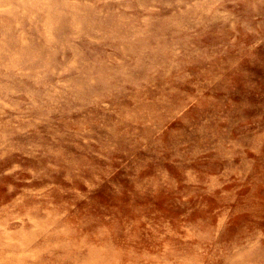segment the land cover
<instances>
[{
  "label": "rangeland",
  "instance_id": "1",
  "mask_svg": "<svg viewBox=\"0 0 264 264\" xmlns=\"http://www.w3.org/2000/svg\"><path fill=\"white\" fill-rule=\"evenodd\" d=\"M0 264H264V0H0Z\"/></svg>",
  "mask_w": 264,
  "mask_h": 264
}]
</instances>
